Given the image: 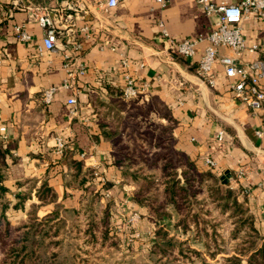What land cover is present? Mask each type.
<instances>
[{
    "label": "crops",
    "instance_id": "0c3cea01",
    "mask_svg": "<svg viewBox=\"0 0 264 264\" xmlns=\"http://www.w3.org/2000/svg\"><path fill=\"white\" fill-rule=\"evenodd\" d=\"M68 4L77 10L68 9ZM44 6L57 11L64 8L65 15L77 11L78 15L74 25L69 21L63 25L57 49L40 53L44 28L35 8ZM215 19L197 0H166L164 4L126 0L115 8H107L101 0H0V139L13 153L7 156L1 183L6 188L3 197L10 201L9 219L17 224L27 217L30 204L16 207L19 196L31 194L39 203L35 191L43 182L53 189L56 201L39 204V216L57 204L77 206L83 189L69 186L67 180L71 162L81 161L84 170L93 169L91 181L101 201L112 203L117 232L133 245L143 240L144 248L152 246L156 225L149 208L133 199L134 187L118 163L114 137L127 124L118 125L116 119L108 124L113 119L108 108L130 79L138 88L146 85L143 93L150 98L151 110L144 113L145 119L164 138L152 151H166L170 136L173 149L199 172H212L223 185L239 191V201L245 203L255 227L264 235V133L258 134L264 132V109L254 111L235 98L221 63L213 68L214 86L198 75ZM17 24H26L29 41L17 38ZM242 25L247 43L261 45L256 53H247L245 61L264 58V20L251 14ZM164 29L177 41L205 40L194 57L185 58L171 50ZM219 51L234 56L228 47ZM70 71L75 72L72 79ZM49 88H55V93L46 103L44 92ZM72 96L78 102L75 113L68 105ZM221 131L223 140L218 138ZM111 132L116 133L110 136ZM57 138L65 141L63 153L56 152ZM207 158L217 166L209 167ZM178 171L183 179L182 169ZM227 172L231 173L228 184L222 178ZM135 214L137 219H133ZM172 214L161 226L181 232L174 226L176 212ZM214 215L223 221L222 251L216 257L220 259L231 254L232 224L219 209Z\"/></svg>",
    "mask_w": 264,
    "mask_h": 264
},
{
    "label": "trees",
    "instance_id": "16d2710c",
    "mask_svg": "<svg viewBox=\"0 0 264 264\" xmlns=\"http://www.w3.org/2000/svg\"><path fill=\"white\" fill-rule=\"evenodd\" d=\"M149 102L145 93L127 99L120 92L108 108L113 118L108 124L111 126L115 119L118 125L129 124L128 129L124 126L114 137L118 163L124 166V176L134 187L133 199L149 208L158 237L155 245H171L179 248L183 255L190 251L192 255L203 257L202 251L186 246L187 241L159 228L164 219L173 216V210L176 212L175 228L200 243L215 258L222 250L223 240V221L214 215V210L219 209L231 221L230 238L235 251L234 255L225 257L224 264H264V235L255 227L253 215L245 203L239 201V191L223 185L212 172H199L193 162L173 149L170 136L166 151H152L164 138L160 139L154 133L155 124L145 119L144 113L151 110ZM142 141L149 146L145 147ZM9 154H13L10 145L0 139V264H55L60 251L48 257L46 249L50 247L79 250L82 263H88L82 256L89 254V248L117 247L118 237L111 224L113 205L101 201L91 181L94 171L84 170L81 161L71 162L67 180L69 186L83 189L77 206L65 208L57 204L50 213L39 216V204L56 201L53 189L43 182L35 191L39 203L33 201L31 194L19 196L15 206L25 208L28 203L31 209L24 220L13 223L7 215L10 201L4 199L6 188L1 184ZM179 168L183 179L179 177ZM68 256L63 263L68 264ZM244 258L246 263L242 262Z\"/></svg>",
    "mask_w": 264,
    "mask_h": 264
},
{
    "label": "built area",
    "instance_id": "2783aa9c",
    "mask_svg": "<svg viewBox=\"0 0 264 264\" xmlns=\"http://www.w3.org/2000/svg\"><path fill=\"white\" fill-rule=\"evenodd\" d=\"M124 1L126 0H101L102 4L107 8H115ZM155 1L164 4L166 0ZM197 1L208 16L216 18L209 35L206 37L208 44L198 64L199 77L214 86L216 78L213 68L215 63L219 62L224 66L226 76L231 80L230 89L234 93L235 98L254 111L264 109V58L260 57L253 61H245V55L247 53H256L261 49V45L258 43H247L242 25L243 20L249 18L251 14L256 15L260 20H264V0H238L234 3H217L214 0ZM16 6L21 8L22 5L17 1ZM67 8L77 10L73 4H68ZM35 9L39 11L36 14V18L44 28L43 44L39 47V51L40 53L54 51L57 49L63 34V25L66 21L74 25L78 13L76 11L65 15L64 8L57 11V9H50L45 6L36 7ZM14 31L17 38L21 41L26 42L31 39L26 24L15 25ZM163 35L168 41L171 50L185 58L194 57L197 53V46L205 40L202 38H187L177 41L166 29L163 30ZM220 47L232 49L234 56L221 54L219 51ZM68 75L72 79L75 72L70 71ZM68 85L66 84V86ZM145 87L146 85L138 88L129 79L127 87L123 90V95L127 99L136 97L138 93H143ZM54 93L55 88H49L44 92L46 103L51 102ZM77 103L75 96L69 98L68 105L71 107L72 113L76 112ZM2 130H5V128H2ZM263 133L262 130L258 131L259 135H263ZM218 138L219 140L224 139L223 131L219 133ZM65 148V141L62 138H57L56 152L63 153ZM82 156L85 155L83 154ZM206 164L211 168L217 166V162L212 158H207ZM239 174H243V171H240ZM134 218L137 219L138 215L135 214Z\"/></svg>",
    "mask_w": 264,
    "mask_h": 264
},
{
    "label": "rangeland",
    "instance_id": "374dc122",
    "mask_svg": "<svg viewBox=\"0 0 264 264\" xmlns=\"http://www.w3.org/2000/svg\"><path fill=\"white\" fill-rule=\"evenodd\" d=\"M112 209V213H113ZM215 212V210H214ZM16 224V223H15ZM111 224L115 229L117 235V247H105L101 249L95 250V248H89V254L84 255L82 257H86L83 259H88V263H82V259H80L79 250L74 251V248H56L50 247L46 249V256H50L54 251H60L59 257L55 261V264H65L63 263L65 259H67V255L69 258L68 264H224L225 257L220 259L212 258V256L207 253L202 245L198 242H194L191 240L189 235H185L181 232H173L168 231L170 236H174L179 240L187 241L188 247L193 250L202 251L203 259L201 257L192 255L190 251H187L186 255L181 254L179 248L171 245L166 246H157L155 242L157 241V231H156V239L150 247H143L145 241L139 240V244L133 245L130 241H126V238L123 235H120V232H117L114 224H113V215L111 218ZM159 228L165 229V226L159 225ZM162 241V239H160ZM233 240L231 239V254L226 256L229 257L234 255L235 251L233 249ZM222 251V250H221ZM227 253V252H226ZM84 254V253H83ZM243 263H246V259L244 258Z\"/></svg>",
    "mask_w": 264,
    "mask_h": 264
},
{
    "label": "water",
    "instance_id": "95a60500",
    "mask_svg": "<svg viewBox=\"0 0 264 264\" xmlns=\"http://www.w3.org/2000/svg\"><path fill=\"white\" fill-rule=\"evenodd\" d=\"M231 177V173L230 172H227L226 174H225V176H223L222 178H223V181H224V183H229V178Z\"/></svg>",
    "mask_w": 264,
    "mask_h": 264
}]
</instances>
